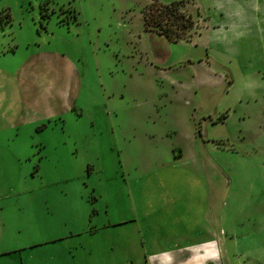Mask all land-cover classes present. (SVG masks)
I'll return each mask as SVG.
<instances>
[{
  "label": "rangeland",
  "instance_id": "1",
  "mask_svg": "<svg viewBox=\"0 0 264 264\" xmlns=\"http://www.w3.org/2000/svg\"><path fill=\"white\" fill-rule=\"evenodd\" d=\"M151 1L0 0V264H264V0Z\"/></svg>",
  "mask_w": 264,
  "mask_h": 264
},
{
  "label": "trees",
  "instance_id": "2",
  "mask_svg": "<svg viewBox=\"0 0 264 264\" xmlns=\"http://www.w3.org/2000/svg\"><path fill=\"white\" fill-rule=\"evenodd\" d=\"M182 2L183 0L161 3L152 0L142 10L145 29L155 31L172 42L186 39L193 20L190 14L181 9Z\"/></svg>",
  "mask_w": 264,
  "mask_h": 264
},
{
  "label": "crops",
  "instance_id": "3",
  "mask_svg": "<svg viewBox=\"0 0 264 264\" xmlns=\"http://www.w3.org/2000/svg\"><path fill=\"white\" fill-rule=\"evenodd\" d=\"M193 132L195 135V130ZM141 181L144 184L143 178H141ZM148 228L147 230H149ZM142 237L144 238L143 234ZM217 245L214 238H212L203 242L181 246L180 250L177 249L175 252L166 249L159 252H150L148 248L142 259L138 256V252H135L132 248L131 252L138 256L137 261H134L133 258L129 261V258H127L126 264H139L141 262L144 264H210L217 254ZM147 246H150V243L146 238L142 239V247Z\"/></svg>",
  "mask_w": 264,
  "mask_h": 264
}]
</instances>
